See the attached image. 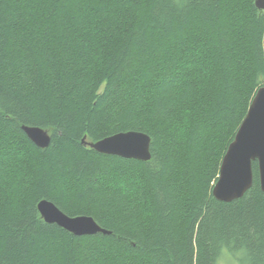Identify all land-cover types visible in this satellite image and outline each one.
Returning <instances> with one entry per match:
<instances>
[{
  "label": "trees",
  "instance_id": "16d2710c",
  "mask_svg": "<svg viewBox=\"0 0 264 264\" xmlns=\"http://www.w3.org/2000/svg\"><path fill=\"white\" fill-rule=\"evenodd\" d=\"M262 87L256 0H0V264H214L231 241L264 264L258 163L243 198L213 195ZM131 131L150 161L83 142ZM45 200L110 234L47 223Z\"/></svg>",
  "mask_w": 264,
  "mask_h": 264
},
{
  "label": "water",
  "instance_id": "95a60500",
  "mask_svg": "<svg viewBox=\"0 0 264 264\" xmlns=\"http://www.w3.org/2000/svg\"><path fill=\"white\" fill-rule=\"evenodd\" d=\"M256 6L264 11V0H256ZM28 138L39 148L46 149L52 141L48 131L38 127L22 126ZM86 146L98 153L124 159L148 162L151 160V138L141 132L119 133ZM258 163L259 180L264 192V87L253 99L248 114L240 126L234 141L223 159L218 181L213 189L214 197L230 203L243 198L254 183L253 163ZM38 210L49 224H57L76 236L110 234L92 217H70L54 203L41 201Z\"/></svg>",
  "mask_w": 264,
  "mask_h": 264
},
{
  "label": "clouds",
  "instance_id": "9594fccd",
  "mask_svg": "<svg viewBox=\"0 0 264 264\" xmlns=\"http://www.w3.org/2000/svg\"><path fill=\"white\" fill-rule=\"evenodd\" d=\"M187 131V121L183 124L176 123L173 128L170 129V132L174 133L181 142L187 138ZM246 254V247L243 241L238 248L236 247L235 241H231L227 244L222 243L219 247V253L215 257L214 264H241Z\"/></svg>",
  "mask_w": 264,
  "mask_h": 264
},
{
  "label": "bare ground",
  "instance_id": "6f19581e",
  "mask_svg": "<svg viewBox=\"0 0 264 264\" xmlns=\"http://www.w3.org/2000/svg\"><path fill=\"white\" fill-rule=\"evenodd\" d=\"M29 127V126H28ZM30 140V139H29ZM31 141V140H30ZM89 142V141H88ZM90 142H92V141H90ZM93 143V142H92ZM94 143H95V141H94ZM85 146V145H84ZM94 236V235H93Z\"/></svg>",
  "mask_w": 264,
  "mask_h": 264
}]
</instances>
